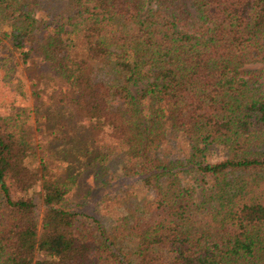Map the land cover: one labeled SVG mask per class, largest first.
<instances>
[{
	"label": "trees",
	"instance_id": "obj_1",
	"mask_svg": "<svg viewBox=\"0 0 264 264\" xmlns=\"http://www.w3.org/2000/svg\"><path fill=\"white\" fill-rule=\"evenodd\" d=\"M2 24L59 116L29 140L0 113V264H264V0H0Z\"/></svg>",
	"mask_w": 264,
	"mask_h": 264
},
{
	"label": "rangeland",
	"instance_id": "obj_2",
	"mask_svg": "<svg viewBox=\"0 0 264 264\" xmlns=\"http://www.w3.org/2000/svg\"><path fill=\"white\" fill-rule=\"evenodd\" d=\"M8 27L5 24L0 26V31L6 30ZM37 69L39 71V76L42 81L46 83L48 87L54 86L57 83V78L54 73L51 72L46 65L37 59ZM11 66L10 71L6 70L7 67ZM9 77V82L7 81ZM22 78V77H21ZM19 81L18 89L16 90L15 82ZM56 100L55 93L50 90L46 97H43L41 104L38 106L37 103L33 102L28 96V90L23 80H21L13 70L12 62L9 60L8 45L0 43V113L17 116V119H22L21 130H23L24 135L29 140H34L40 137V130H47L45 118L54 116V118L59 115L56 114V110L49 109L48 107L52 105V102ZM63 139H61V142ZM53 146V145H52ZM61 145H57L56 150H59ZM78 196L72 197V203L75 204ZM98 215H102L107 218H112V216L106 214L103 209H97ZM97 215V214H96Z\"/></svg>",
	"mask_w": 264,
	"mask_h": 264
}]
</instances>
